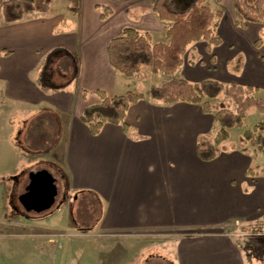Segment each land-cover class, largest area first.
<instances>
[{"label":"crops","instance_id":"obj_1","mask_svg":"<svg viewBox=\"0 0 264 264\" xmlns=\"http://www.w3.org/2000/svg\"><path fill=\"white\" fill-rule=\"evenodd\" d=\"M60 1L63 4L57 12ZM212 1L213 7L209 0L205 4L212 12L221 10L222 16L214 19L220 44L212 47L211 54L205 52L210 65L193 54L196 45L203 42L195 43L187 49L189 62L184 61L169 77L191 83L214 80L223 85L252 87L257 89L255 94L264 96V24L236 27L233 0ZM155 2L53 0L49 12L26 14L12 23L4 21L0 7V101L12 107L17 104L14 109L8 107L9 113L15 110L26 119L34 118L46 108L57 111L58 124L46 121L45 132L32 133L30 138L37 137L43 143L42 156L46 160H56L68 191L88 193L99 201L101 212L94 222V234L101 232L100 236L112 239L128 236V246L115 250L116 254L126 256L125 264H148L150 257L165 258L169 264H252L230 235L208 230L214 225H227L235 218L246 225L264 219V154L260 163L254 165L260 169L259 176H247L251 157L230 142L233 130L230 129V143L221 145L214 160L202 162L196 155V143L199 136L212 137L217 132L219 126L213 117L202 113L198 105L154 101L148 96V88L144 98L126 112L128 134L120 125L107 123L93 136L79 119L86 106L100 102L97 90L107 97L136 92L137 87L131 89L130 85L136 76L125 77L110 66L107 45L124 27L147 33L150 43H154L152 36L156 34L164 41L171 23L160 21L151 10ZM69 6L76 10H70ZM102 8L111 11L105 20L99 18ZM258 40L261 41L256 43ZM54 50L60 51L48 65L63 55L73 60L76 73L73 92L69 87L55 90L51 88L57 86L42 85L40 76ZM229 66H232L230 73L226 71ZM249 113L257 117L258 112ZM1 117L0 114V120ZM257 120L260 121L259 116ZM3 135L0 208L5 202V162L9 165L21 156L29 160L34 156L6 142ZM32 167V163L25 165L22 175ZM10 182L15 189L17 183ZM100 247L90 244L89 253L101 254Z\"/></svg>","mask_w":264,"mask_h":264},{"label":"rangeland","instance_id":"obj_2","mask_svg":"<svg viewBox=\"0 0 264 264\" xmlns=\"http://www.w3.org/2000/svg\"><path fill=\"white\" fill-rule=\"evenodd\" d=\"M172 3L174 9H181L189 5L190 2L173 0ZM209 3L212 7L214 6L212 0H209ZM61 4H63L61 1L57 3V12L60 11L59 7ZM152 40L157 43L163 39L161 40L160 34H156L152 36ZM194 49L195 53L193 54L197 55L198 59L203 63L206 61L205 64L209 66L210 61L204 51V43L197 44ZM192 59L194 60L195 58L192 57ZM56 60L58 62L55 61L46 68L45 82L57 87H69L72 92L75 91L76 73L73 60L67 55L58 57ZM189 60L190 57L187 52L184 56V61L187 63ZM231 69L232 66L226 67V71L229 73ZM134 76L136 77L130 82L131 89L137 87L136 93H141L144 96L148 88L149 96L150 87L161 85L173 75L169 77V75L162 73L149 74L147 79L141 78L139 74ZM42 85L46 86L43 83ZM4 95H2L3 98L5 97ZM254 97L262 98L264 96L254 94ZM76 100L77 96L74 94V107L76 106ZM214 102L216 100L210 101L211 104ZM16 105L12 107L9 103L3 104L0 101V109H4V111L0 112L2 116L0 120V137L4 134L3 138H5L6 142L18 146L20 150L28 155L34 153V156L30 160L21 156L19 160H14L15 162L9 165L8 162H5L4 176L6 179L3 183L5 202L3 203V208H0V264H125L126 256L122 255L121 252L116 254L115 250L128 246V236H124L126 238L118 236L119 239H112L108 238L109 236L107 235L104 237L100 236L103 235L101 232H99V235L94 234V222L98 220L101 204L91 194L68 191L64 178L61 177L55 162L56 160H46L45 156H42V153H44L43 148L45 147L43 143H40L37 137L35 139L30 138L32 133L38 135L45 132L43 126L46 125V121H52V125L56 126L58 124L56 120L58 119L59 121L58 116L60 115H58L56 110L46 108L39 111L34 118L26 119V117L22 118V114L15 110L14 113H9L8 107L14 109ZM73 111L74 108L69 114L70 120H72ZM253 114L255 113H249L244 120L247 129L255 125L259 120H257L258 116L260 121L263 118L259 113H257L258 115L256 114L257 117L253 116ZM243 131L233 129L230 134V142L236 143L239 152H242V150L248 152L252 160L250 168L254 169V165L258 164V161L260 163V158L263 155L249 144L242 145L238 142V137L242 135ZM0 141L2 142L3 139L0 138ZM230 142L227 141L223 145L227 146ZM31 163L33 167L30 170H26V172L45 168L57 181L56 201L49 210L41 214L25 212L18 205L16 198H13V193L20 192L26 183V177L22 175V171L25 170V165H30ZM18 164H21L23 170ZM254 170L256 176H259L260 169ZM10 181H12L13 185L17 183L15 189L14 186L13 188L11 187ZM12 189L13 191L9 192ZM14 194L16 195L17 193ZM62 202L64 206L57 213H54ZM253 223L249 222L246 225V222L235 218L233 220L230 219L227 225H214L208 231L215 233L218 230L230 235L234 242L245 250L252 264H264V219ZM165 238L168 239L169 236L166 234ZM82 242L84 243L83 245ZM93 243H95V246H101V254L92 255L89 253L90 244ZM83 252H85V256ZM148 264H169V262L165 258L160 260L156 259V257L154 259L150 257Z\"/></svg>","mask_w":264,"mask_h":264},{"label":"trees","instance_id":"obj_3","mask_svg":"<svg viewBox=\"0 0 264 264\" xmlns=\"http://www.w3.org/2000/svg\"><path fill=\"white\" fill-rule=\"evenodd\" d=\"M171 0H156L152 11L160 21L170 22L165 31V40L150 43L147 33H140L132 27H124L120 34L109 40L107 56L110 66L125 77L139 74L147 79L149 74L162 73L174 75L184 63V56L190 45L203 42L206 53L220 44L215 32L216 22L222 11L212 12L205 0H191L184 9H174ZM222 0H216L221 3ZM53 0H0L1 14L5 22L19 21L30 13H46L51 9ZM70 10H76L69 6ZM234 25L244 28L248 23L264 24V0H233ZM111 11L102 8L99 18L105 20ZM261 40H258L259 43ZM60 50L52 51L44 65L40 80L45 82V70ZM210 59H213L211 55ZM77 69V64H76ZM51 89L59 90L61 87ZM257 89L236 84L223 85L214 80L191 83L182 78H172L159 86L149 89V97L163 104L188 103L198 105L202 113L211 115L219 126L214 136H199L196 155L202 162H210L220 153V146L229 139L230 129H243L239 138L242 145L249 144L264 154V97L256 98ZM100 102L86 106L80 121L88 127L91 135H98L104 124L120 125L128 134L125 116L129 107L144 98L143 94L127 91L122 95L107 97L104 92L96 91ZM216 100L214 103L210 101ZM250 110H255L263 119L247 129L244 120ZM235 146H232L234 149ZM254 169H258L255 167ZM249 168L247 176H255ZM264 170V164L262 167Z\"/></svg>","mask_w":264,"mask_h":264},{"label":"flooded vegetation","instance_id":"obj_4","mask_svg":"<svg viewBox=\"0 0 264 264\" xmlns=\"http://www.w3.org/2000/svg\"><path fill=\"white\" fill-rule=\"evenodd\" d=\"M42 169L44 170V168H40L38 170H32V171L26 172V174H25L26 183L23 185L22 190L20 192H14V193H17L16 195L13 193V198H16L15 200L17 201L18 205L25 212H28V213L29 212H34V214H40V213H43V212L47 211V210H44V211H41L39 213L35 212V208H37L40 205H43L45 203V200H46V195H41L42 192H43L42 188L45 187L44 182L39 180V179L35 180L34 183H35L36 186L40 187V190L36 189V191H34V192L28 191V185L31 182L29 180V173L30 172L40 171ZM56 197H57V193H56V196H55L54 203L56 201ZM53 204L51 205V207L53 206ZM26 208H29V209L26 210Z\"/></svg>","mask_w":264,"mask_h":264},{"label":"water","instance_id":"obj_5","mask_svg":"<svg viewBox=\"0 0 264 264\" xmlns=\"http://www.w3.org/2000/svg\"><path fill=\"white\" fill-rule=\"evenodd\" d=\"M41 180L44 182L45 187H43V192L41 195H46V200L43 205L38 206L35 208V212L39 213L44 210H48L51 205L54 203L55 196L57 193L56 190V179L53 178V176L47 171V170H40L36 172H30L29 173V180L31 181L30 184L28 185V191H36V189L40 190L39 186L35 185V180ZM29 208H26L28 210Z\"/></svg>","mask_w":264,"mask_h":264}]
</instances>
